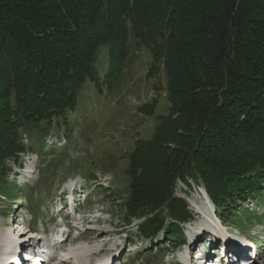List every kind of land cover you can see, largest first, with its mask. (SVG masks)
I'll return each instance as SVG.
<instances>
[{"label":"trees","instance_id":"trees-1","mask_svg":"<svg viewBox=\"0 0 264 264\" xmlns=\"http://www.w3.org/2000/svg\"><path fill=\"white\" fill-rule=\"evenodd\" d=\"M132 40L152 55L149 76L164 73L170 106L127 153L128 194L111 205L128 225L145 218L152 245L163 233L160 249L187 244L179 182L202 186L222 224L247 228L248 204L264 205V0H0V190L33 130L68 124L87 81L120 84Z\"/></svg>","mask_w":264,"mask_h":264},{"label":"rangeland","instance_id":"rangeland-1","mask_svg":"<svg viewBox=\"0 0 264 264\" xmlns=\"http://www.w3.org/2000/svg\"><path fill=\"white\" fill-rule=\"evenodd\" d=\"M131 43V60L117 87L109 90L100 84V89L87 81L77 107L68 114V124L55 120L45 136L38 129L33 130L28 137L29 152L19 155L24 170L18 173L15 164L9 163L13 170L0 190L2 255H7L6 245L16 244L19 238L32 246L53 235L54 247L60 248L47 264H63L66 258L73 264H181L185 259L188 264L189 256V264H197L195 256L202 253L206 257L212 247L214 259L223 263L264 264V205L257 202L247 206L252 215L247 228L227 227L216 217L202 186L192 184L188 189L179 182L176 195L186 200L192 215L182 225L189 246L179 250L160 249L168 244L163 233L153 245L144 240L140 227L145 218H133L128 225L121 215L122 207L115 209L111 205L128 194L127 153L136 141L152 137L156 116L166 114L170 106L163 88L164 73L149 76L150 51L133 40ZM97 70L103 81L108 73V48L101 51ZM154 98L158 100L155 114L151 117L142 114L140 108ZM51 136L61 143L49 145ZM114 195L115 200L111 199ZM164 216L170 220L168 215ZM59 230L62 236L58 239L55 234ZM78 248L80 257H73ZM94 253L98 256H92ZM232 254L242 259L232 260Z\"/></svg>","mask_w":264,"mask_h":264},{"label":"bare ground","instance_id":"bare-ground-1","mask_svg":"<svg viewBox=\"0 0 264 264\" xmlns=\"http://www.w3.org/2000/svg\"><path fill=\"white\" fill-rule=\"evenodd\" d=\"M70 210V209H69ZM22 230V229H21ZM20 230V235L21 236H24L25 234H24V232L23 231H21ZM9 233V232H8ZM10 233H11V231H10ZM52 233V232H51ZM46 234V233H45ZM2 235H0V254L2 255V253H3V242H2V237H1ZM12 236H14V235H12ZM53 236V235H52ZM57 238L59 239V237H61L62 235H61V232H59L57 235ZM70 238V237H69ZM48 240V239H47ZM227 241H230V240H228V239H226ZM98 241V240H97ZM43 242V241H42ZM6 245V244H5ZM23 245H26V242H24L23 243ZM52 245V244H51ZM51 245H50V248H51ZM58 246V245H57ZM238 247H243L244 245H237ZM64 247H66V246H64ZM63 247V248H64ZM60 248V247H59ZM58 248V249H59ZM57 249V248H56ZM56 249H54V250H51L50 251V255L49 256H51V257H53L54 255H55V250ZM218 250V249H217ZM222 250V249H221ZM78 251H81V250H79V248H78V250L77 251H75L76 253H73L72 255H73V257H77V258H79L80 256H79V252ZM104 251V250H103ZM241 251V250H240ZM100 252H102V250L100 251ZM233 252V251H232ZM219 253V252H218ZM11 255V253L10 254H8V255H6L5 256V254H3L2 256H1V258H3V261L2 260H0L1 262H3V264H8L9 263V261H11L12 260V256H10ZM226 255V254H225ZM233 255H236V254H232V255H230V256H232L233 257ZM91 256V255H90ZM92 256H98L96 253H94ZM254 256V255H253ZM231 258V257H230ZM240 257H238V255H237V258H235L236 260H238ZM40 259V258H39ZM106 260H108L107 258L106 259H104V260H100V263H102V262H104V261H106ZM241 260V259H240ZM256 260V259H255ZM28 261V260H27ZM22 261L21 263H23V264H30V262L28 261ZM40 261H41V259H40ZM203 261L204 260H200L199 262L202 264L203 263ZM70 262V260H69V258H66L65 259V261H63V264H68ZM198 262V263H199ZM19 261L18 262H13L12 264H21ZM35 264H38V262H34ZM62 263V262H61ZM189 263H191V256L188 258V264ZM211 263H214V264H217V262H211ZM235 263V262H234ZM69 264H73V263H69Z\"/></svg>","mask_w":264,"mask_h":264},{"label":"built area","instance_id":"built-area-1","mask_svg":"<svg viewBox=\"0 0 264 264\" xmlns=\"http://www.w3.org/2000/svg\"><path fill=\"white\" fill-rule=\"evenodd\" d=\"M54 139H55V138H54V137H52V136H51V137H49L48 144H49V145H55V144H57V145H58V144H60V143H61V142H60L61 140H59V139H57V138H56L55 140H54ZM53 140H54L55 142H54ZM52 141H53V142H52Z\"/></svg>","mask_w":264,"mask_h":264}]
</instances>
